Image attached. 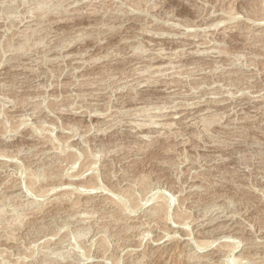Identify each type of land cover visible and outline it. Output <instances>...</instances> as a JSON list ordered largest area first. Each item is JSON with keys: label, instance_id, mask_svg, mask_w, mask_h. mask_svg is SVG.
I'll list each match as a JSON object with an SVG mask.
<instances>
[{"label": "rangeland", "instance_id": "374dc122", "mask_svg": "<svg viewBox=\"0 0 264 264\" xmlns=\"http://www.w3.org/2000/svg\"><path fill=\"white\" fill-rule=\"evenodd\" d=\"M263 260L264 0H0V264Z\"/></svg>", "mask_w": 264, "mask_h": 264}, {"label": "bare ground", "instance_id": "6f19581e", "mask_svg": "<svg viewBox=\"0 0 264 264\" xmlns=\"http://www.w3.org/2000/svg\"><path fill=\"white\" fill-rule=\"evenodd\" d=\"M255 21V20H254ZM258 101V100H257ZM47 155V154H46ZM195 188V187H194ZM69 195V194H68ZM63 196V195H62ZM65 197V196H64ZM60 200H62V199H60ZM160 201V200H159ZM157 206L155 207L156 208V210L159 212L160 210H162V206H161V204H156ZM73 206V205H72ZM155 206V205H154ZM162 214V213H161ZM164 214V213H163ZM217 220H219V219H217ZM177 223V222H176ZM180 223V222H179ZM183 225H185V223L183 224ZM230 226V225H229ZM227 228V227H226ZM183 229V228H182ZM220 229V228H219ZM175 230V229H174ZM178 230V229H177ZM185 233H187V232H185ZM169 237V236H168ZM224 237V236H223ZM231 237V236H230ZM226 242H227V240H225ZM200 242H202V241H200ZM204 242H206V241H204ZM205 244V243H204ZM220 244V243H219ZM230 245H232V244H230ZM201 246H204V245H202L201 244ZM236 246V245H235ZM238 246V245H237ZM236 246V247H237ZM218 248V247H217ZM215 249V248H214ZM234 250V249H233ZM228 255V254H227ZM222 256H223V253H222ZM236 257V256H235ZM238 257V256H237ZM232 260H235L236 261V259H232ZM235 261H233V262H235ZM239 261H240V259H239ZM264 261V260H263ZM239 263V262H238ZM258 264V263H257ZM260 264V263H259Z\"/></svg>", "mask_w": 264, "mask_h": 264}]
</instances>
